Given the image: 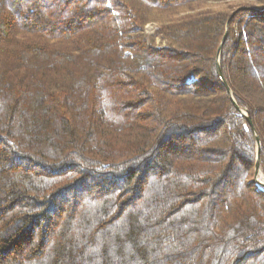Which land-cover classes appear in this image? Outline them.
<instances>
[{"label":"trees","instance_id":"obj_1","mask_svg":"<svg viewBox=\"0 0 264 264\" xmlns=\"http://www.w3.org/2000/svg\"><path fill=\"white\" fill-rule=\"evenodd\" d=\"M256 136L264 0H0V264H264Z\"/></svg>","mask_w":264,"mask_h":264},{"label":"water","instance_id":"obj_2","mask_svg":"<svg viewBox=\"0 0 264 264\" xmlns=\"http://www.w3.org/2000/svg\"><path fill=\"white\" fill-rule=\"evenodd\" d=\"M226 36H227V34H226ZM226 36L224 37V39H223V41L221 43L220 49H219V53H218L219 54V58H220V53H221L223 44L225 42ZM219 58H218V63H219ZM218 73H219L220 77L223 80L221 68H220L219 65H218ZM224 85L227 87L229 93L231 94V98L234 101V98H233V95H232V92H231L230 88L228 87V85L225 82H224ZM240 111H241V113H242L243 116L247 117L250 125L253 127V123H252V121H251V119L249 117L248 111L247 110H241V109H240ZM256 144H257V162H256V167H255V182H256V184L258 186L264 188V174L262 172L261 165H260V160H259V154H260V149H261V142H260V139L257 136H256Z\"/></svg>","mask_w":264,"mask_h":264},{"label":"rangeland","instance_id":"obj_3","mask_svg":"<svg viewBox=\"0 0 264 264\" xmlns=\"http://www.w3.org/2000/svg\"><path fill=\"white\" fill-rule=\"evenodd\" d=\"M226 5L227 4H219V5H217V4H207L205 6V8H213V7H219V6L223 7V6H226ZM156 27H157V23L148 24L146 26L147 34L151 35L155 31ZM16 40L18 42H25V41H29V40L38 41L39 39L36 38V37H33V36H28V35H18V36H16Z\"/></svg>","mask_w":264,"mask_h":264},{"label":"built area","instance_id":"obj_4","mask_svg":"<svg viewBox=\"0 0 264 264\" xmlns=\"http://www.w3.org/2000/svg\"><path fill=\"white\" fill-rule=\"evenodd\" d=\"M260 187V186H259ZM262 190H264V188L263 187H260Z\"/></svg>","mask_w":264,"mask_h":264}]
</instances>
